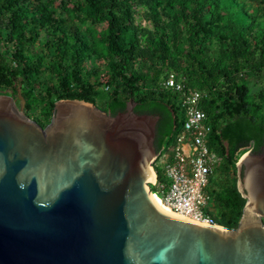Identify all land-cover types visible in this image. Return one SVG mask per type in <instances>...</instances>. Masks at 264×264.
Wrapping results in <instances>:
<instances>
[{
    "label": "trees",
    "instance_id": "1",
    "mask_svg": "<svg viewBox=\"0 0 264 264\" xmlns=\"http://www.w3.org/2000/svg\"><path fill=\"white\" fill-rule=\"evenodd\" d=\"M171 73L204 93L221 158L208 210L236 227L246 203L237 162L264 146V0H0V93L23 98L43 126L60 99L112 115L133 100L135 112L159 116L158 151L184 124L179 93L162 85Z\"/></svg>",
    "mask_w": 264,
    "mask_h": 264
},
{
    "label": "water",
    "instance_id": "2",
    "mask_svg": "<svg viewBox=\"0 0 264 264\" xmlns=\"http://www.w3.org/2000/svg\"><path fill=\"white\" fill-rule=\"evenodd\" d=\"M56 101L41 125L0 93V264H264V146L237 162L238 226L151 197L159 116Z\"/></svg>",
    "mask_w": 264,
    "mask_h": 264
},
{
    "label": "built area",
    "instance_id": "3",
    "mask_svg": "<svg viewBox=\"0 0 264 264\" xmlns=\"http://www.w3.org/2000/svg\"><path fill=\"white\" fill-rule=\"evenodd\" d=\"M162 85L180 95L184 110V124L176 132L174 142L157 151L153 166L155 180L163 203L174 213L208 225H220L210 209L207 192L209 179L220 161V156L210 147L212 125L201 107L204 93L189 88L184 78L174 73L164 78ZM248 149L247 151H249ZM162 168L168 181L161 183L155 166Z\"/></svg>",
    "mask_w": 264,
    "mask_h": 264
},
{
    "label": "bare ground",
    "instance_id": "4",
    "mask_svg": "<svg viewBox=\"0 0 264 264\" xmlns=\"http://www.w3.org/2000/svg\"><path fill=\"white\" fill-rule=\"evenodd\" d=\"M155 175V174H154ZM151 197H152V199L158 204V206L160 207V208H162L164 211H167V212H169V213H172V214H174V215H178V214H176V213H174L173 211H171L164 203H163V201L161 200V198H160V196H158L157 194H155V193H151ZM178 216H180V215H178Z\"/></svg>",
    "mask_w": 264,
    "mask_h": 264
},
{
    "label": "rangeland",
    "instance_id": "5",
    "mask_svg": "<svg viewBox=\"0 0 264 264\" xmlns=\"http://www.w3.org/2000/svg\"><path fill=\"white\" fill-rule=\"evenodd\" d=\"M243 154H244V153H243ZM243 154H242V155H243ZM166 181H168V179H166ZM212 185L214 186V184H213V183H212ZM210 188H211V187H210Z\"/></svg>",
    "mask_w": 264,
    "mask_h": 264
},
{
    "label": "clouds",
    "instance_id": "6",
    "mask_svg": "<svg viewBox=\"0 0 264 264\" xmlns=\"http://www.w3.org/2000/svg\"><path fill=\"white\" fill-rule=\"evenodd\" d=\"M247 152V151H246Z\"/></svg>",
    "mask_w": 264,
    "mask_h": 264
}]
</instances>
